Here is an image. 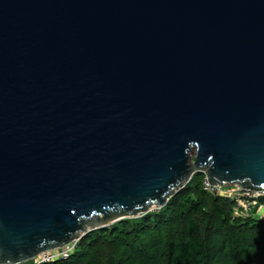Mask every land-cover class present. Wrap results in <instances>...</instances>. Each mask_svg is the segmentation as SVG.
<instances>
[{
  "label": "water",
  "instance_id": "water-1",
  "mask_svg": "<svg viewBox=\"0 0 264 264\" xmlns=\"http://www.w3.org/2000/svg\"><path fill=\"white\" fill-rule=\"evenodd\" d=\"M197 172L264 188V0H0V264Z\"/></svg>",
  "mask_w": 264,
  "mask_h": 264
},
{
  "label": "trees",
  "instance_id": "trees-1",
  "mask_svg": "<svg viewBox=\"0 0 264 264\" xmlns=\"http://www.w3.org/2000/svg\"><path fill=\"white\" fill-rule=\"evenodd\" d=\"M205 177L197 172L164 208L87 234L52 264H264V220L235 216L229 198L204 190Z\"/></svg>",
  "mask_w": 264,
  "mask_h": 264
},
{
  "label": "built area",
  "instance_id": "built-area-1",
  "mask_svg": "<svg viewBox=\"0 0 264 264\" xmlns=\"http://www.w3.org/2000/svg\"><path fill=\"white\" fill-rule=\"evenodd\" d=\"M205 174V179L202 183V186L205 191L211 193L213 196H226L230 199L231 202L235 204V216H252V213L257 214L258 209L264 210V205L260 203V200L264 198V188H255V187H239L237 184H227L226 186H214L209 182L207 174ZM223 191H226V195H223ZM247 204L244 206L243 204ZM72 241L71 243L55 249L53 251H47L39 254L34 258L30 264H52L58 261H67L75 253L79 247V241ZM29 263V262H28ZM25 263V264H28Z\"/></svg>",
  "mask_w": 264,
  "mask_h": 264
},
{
  "label": "rangeland",
  "instance_id": "rangeland-1",
  "mask_svg": "<svg viewBox=\"0 0 264 264\" xmlns=\"http://www.w3.org/2000/svg\"><path fill=\"white\" fill-rule=\"evenodd\" d=\"M196 174V173H195ZM194 174V175H195ZM194 175H193V177H194ZM193 177H192V179H193ZM189 182H191V181H189ZM226 191H223V195H226V193H225ZM226 197V196H225ZM244 206H247V204H243ZM154 209H151V211H153ZM149 213V212H148ZM147 214V213H146ZM142 216V215H141ZM139 217V216H138ZM252 217H255V218H257V219H263L264 220V210L262 209V210H260L259 211V209H258V213L257 214H255V213H252ZM137 218V217H136ZM127 219H131V218H127ZM122 220H125V219H122ZM122 220H119V221H117V222H120V221H122ZM117 222H115V223H117ZM115 223H113V224H109V225H107L106 227H104V228H110L112 225H114ZM104 228H101V229H104ZM97 230H100V229H97ZM94 231H96V230H94ZM93 232V231H92ZM91 233V232H90ZM89 234V233H88ZM87 235V234H86ZM85 235V236H86ZM74 241H76V240H74ZM73 241V242H74ZM73 244H75V243H72L71 242V245H73ZM79 244H80V241H79ZM51 251H53V250H51ZM28 264H30V262L28 263Z\"/></svg>",
  "mask_w": 264,
  "mask_h": 264
}]
</instances>
